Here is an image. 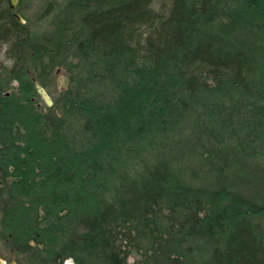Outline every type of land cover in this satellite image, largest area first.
Listing matches in <instances>:
<instances>
[{
    "label": "trees",
    "instance_id": "obj_1",
    "mask_svg": "<svg viewBox=\"0 0 264 264\" xmlns=\"http://www.w3.org/2000/svg\"><path fill=\"white\" fill-rule=\"evenodd\" d=\"M156 1L50 0L44 35L0 0V236L25 264H264V0ZM129 55L175 97L100 150ZM61 69L68 89L40 107Z\"/></svg>",
    "mask_w": 264,
    "mask_h": 264
},
{
    "label": "rangeland",
    "instance_id": "obj_2",
    "mask_svg": "<svg viewBox=\"0 0 264 264\" xmlns=\"http://www.w3.org/2000/svg\"><path fill=\"white\" fill-rule=\"evenodd\" d=\"M50 0H19L17 9L15 12L19 13L26 24L31 29L37 30L44 35H50L55 30V24L60 20L59 15H53L49 18H42L44 8ZM63 7H67L70 2H76L80 0H56ZM93 5H98L102 0H89ZM7 4L8 1H7ZM169 2L164 0H157L152 6L156 10H162L164 6H168ZM261 6H264V1ZM7 45H3L0 48V72L2 69H8L12 66V61L8 58ZM124 67L129 72V82L126 86V95L123 102V108L114 115L103 116L99 126L103 133V145L100 150L108 148L111 143V136L115 131L123 130L128 136L134 134V132L143 126H145V118L143 116L145 108H164L170 98L175 97V91L169 87L170 81L165 80L164 71L158 68L156 65H152L150 62H144L139 56H124ZM184 71H188L186 67H183ZM191 71V70H190ZM167 72V70H166ZM189 72V71H188ZM203 78H207L206 73L201 74ZM67 78L66 85L62 84V78ZM69 72L65 69H61L58 72L55 71L50 77L49 88L47 89L50 96L55 100L69 87ZM165 82V83H164ZM18 86L17 82L12 84L13 88ZM40 107H45L46 103L42 97L36 99ZM254 108L258 110L260 114L264 115V97L254 101ZM258 187L250 188L258 192ZM246 188L242 189V193L247 197H250L251 192ZM251 198V197H250ZM92 226L84 224L80 226L78 238H82L84 233L91 230ZM1 233V229H0ZM8 241H4L0 236V264H25L24 256L8 245ZM125 248H123V255ZM128 251V250H127ZM139 261L138 255L129 254L128 264H137ZM53 264H59L53 263ZM63 264H76L74 259H68Z\"/></svg>",
    "mask_w": 264,
    "mask_h": 264
},
{
    "label": "water",
    "instance_id": "obj_3",
    "mask_svg": "<svg viewBox=\"0 0 264 264\" xmlns=\"http://www.w3.org/2000/svg\"><path fill=\"white\" fill-rule=\"evenodd\" d=\"M8 3L10 5V8L12 10H16L17 9V5L19 3V0H8ZM14 16L23 24H25V20L23 19V17L19 14V13H15ZM67 83V78L63 77L62 78V84L66 85ZM36 88L40 94V96L42 97V99L44 100V102L46 103L47 106L49 107H53L54 106V99L50 96V94L48 93L47 89H45L40 83L36 84Z\"/></svg>",
    "mask_w": 264,
    "mask_h": 264
}]
</instances>
